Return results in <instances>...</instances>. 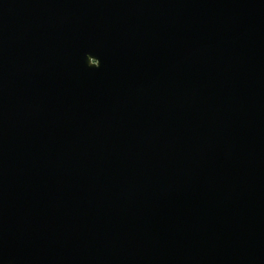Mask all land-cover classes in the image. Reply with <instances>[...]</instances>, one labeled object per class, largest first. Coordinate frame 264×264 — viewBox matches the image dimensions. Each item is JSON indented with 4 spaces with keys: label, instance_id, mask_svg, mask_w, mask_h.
Returning a JSON list of instances; mask_svg holds the SVG:
<instances>
[{
    "label": "water",
    "instance_id": "1",
    "mask_svg": "<svg viewBox=\"0 0 264 264\" xmlns=\"http://www.w3.org/2000/svg\"><path fill=\"white\" fill-rule=\"evenodd\" d=\"M0 264H264V0H0Z\"/></svg>",
    "mask_w": 264,
    "mask_h": 264
}]
</instances>
